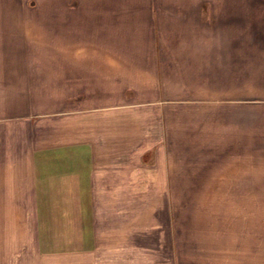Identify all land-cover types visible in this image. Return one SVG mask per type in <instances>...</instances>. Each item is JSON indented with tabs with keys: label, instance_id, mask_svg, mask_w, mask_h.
<instances>
[{
	"label": "crops",
	"instance_id": "1",
	"mask_svg": "<svg viewBox=\"0 0 264 264\" xmlns=\"http://www.w3.org/2000/svg\"><path fill=\"white\" fill-rule=\"evenodd\" d=\"M0 16V264H264L219 263L170 196L176 173L264 174V0Z\"/></svg>",
	"mask_w": 264,
	"mask_h": 264
},
{
	"label": "rangeland",
	"instance_id": "2",
	"mask_svg": "<svg viewBox=\"0 0 264 264\" xmlns=\"http://www.w3.org/2000/svg\"><path fill=\"white\" fill-rule=\"evenodd\" d=\"M246 168L244 180L216 181L210 178L213 174H203L208 177L200 181L189 178V172L179 177L176 173L175 186L170 187L171 198L179 200L171 204V211L184 214V225L195 228L191 233L215 243L219 263L232 255L239 259L247 254L245 258L254 260L264 255V174L252 162ZM215 183L228 186H210Z\"/></svg>",
	"mask_w": 264,
	"mask_h": 264
}]
</instances>
